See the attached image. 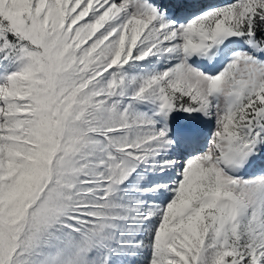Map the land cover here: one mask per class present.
Masks as SVG:
<instances>
[{
	"label": "snow or ice",
	"instance_id": "snow-or-ice-1",
	"mask_svg": "<svg viewBox=\"0 0 264 264\" xmlns=\"http://www.w3.org/2000/svg\"><path fill=\"white\" fill-rule=\"evenodd\" d=\"M0 264H264V0H0Z\"/></svg>",
	"mask_w": 264,
	"mask_h": 264
}]
</instances>
